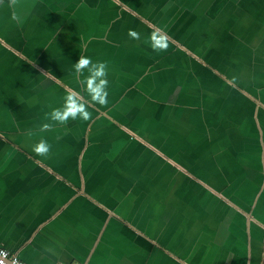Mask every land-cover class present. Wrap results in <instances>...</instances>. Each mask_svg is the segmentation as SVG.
<instances>
[{"label":"crops","instance_id":"obj_1","mask_svg":"<svg viewBox=\"0 0 264 264\" xmlns=\"http://www.w3.org/2000/svg\"><path fill=\"white\" fill-rule=\"evenodd\" d=\"M82 55L108 103L41 132L89 99ZM0 244L24 264H264V0H0Z\"/></svg>","mask_w":264,"mask_h":264},{"label":"clouds","instance_id":"obj_2","mask_svg":"<svg viewBox=\"0 0 264 264\" xmlns=\"http://www.w3.org/2000/svg\"><path fill=\"white\" fill-rule=\"evenodd\" d=\"M10 3L15 4L16 0H10ZM129 37L139 39L140 34L130 30ZM150 47L153 51L159 53L166 51L168 48V39L165 35L158 31H153L149 37ZM85 70L87 75L85 76ZM73 72L78 78L83 92L87 94L88 100L78 92H68L63 100V105L60 108L53 109L46 114L45 119L51 123H43L40 125V131H51L55 125H66L69 120L75 121L81 119L88 121L91 119V113L88 111L89 105L104 106L108 103V71L105 62L93 63L91 58L80 56L73 64ZM83 76V79H79ZM50 145L46 140L40 139L33 145V152L39 156L47 157L50 152Z\"/></svg>","mask_w":264,"mask_h":264},{"label":"built area","instance_id":"obj_3","mask_svg":"<svg viewBox=\"0 0 264 264\" xmlns=\"http://www.w3.org/2000/svg\"><path fill=\"white\" fill-rule=\"evenodd\" d=\"M0 264H24L18 256L0 244ZM81 264V263H76Z\"/></svg>","mask_w":264,"mask_h":264},{"label":"rangeland","instance_id":"obj_4","mask_svg":"<svg viewBox=\"0 0 264 264\" xmlns=\"http://www.w3.org/2000/svg\"><path fill=\"white\" fill-rule=\"evenodd\" d=\"M225 89L227 90V87H225ZM255 103H256V104L258 103V100H257V99L255 100Z\"/></svg>","mask_w":264,"mask_h":264}]
</instances>
